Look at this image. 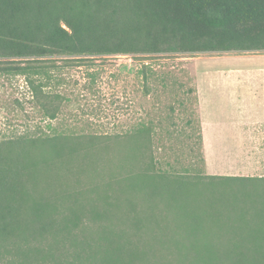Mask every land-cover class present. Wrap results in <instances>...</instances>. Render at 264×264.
<instances>
[{"label":"trees","instance_id":"obj_1","mask_svg":"<svg viewBox=\"0 0 264 264\" xmlns=\"http://www.w3.org/2000/svg\"><path fill=\"white\" fill-rule=\"evenodd\" d=\"M221 53H264V0H0V76L23 77L48 120L61 102L43 89L64 67ZM136 76L145 93L157 77ZM156 133L0 140V264H264V178L207 175L200 151L175 168ZM108 152L116 171L83 190Z\"/></svg>","mask_w":264,"mask_h":264},{"label":"rangeland","instance_id":"obj_2","mask_svg":"<svg viewBox=\"0 0 264 264\" xmlns=\"http://www.w3.org/2000/svg\"><path fill=\"white\" fill-rule=\"evenodd\" d=\"M143 65H149L157 76L148 81L147 93L136 76ZM261 79L264 53L102 57L54 74L43 91L51 98L58 95L52 100L61 104L57 118L48 120L23 77L0 76V140L62 133L110 136L114 142L117 136L144 124L158 133L152 138V148L159 161L178 169L190 163L200 165V151L205 173L210 175L205 136L235 114L226 107L235 105L251 87L254 90ZM209 124L216 129H208ZM102 160L105 162L95 163L98 166L93 169L85 166L83 190L96 183L103 185L116 171L113 152L104 154ZM209 164L211 172L223 167L218 151ZM97 196L89 194L93 199Z\"/></svg>","mask_w":264,"mask_h":264},{"label":"crops","instance_id":"obj_3","mask_svg":"<svg viewBox=\"0 0 264 264\" xmlns=\"http://www.w3.org/2000/svg\"><path fill=\"white\" fill-rule=\"evenodd\" d=\"M230 106V107H229ZM225 110L235 111L216 131H209L207 170L212 176L264 178V79ZM215 127V124H214ZM202 129H206L202 124ZM208 129L212 128L209 124ZM218 151L223 167L211 172L209 158Z\"/></svg>","mask_w":264,"mask_h":264}]
</instances>
